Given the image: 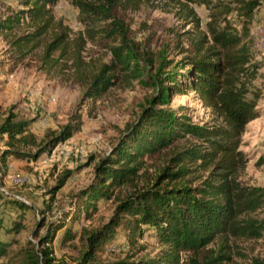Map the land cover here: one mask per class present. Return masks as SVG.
<instances>
[{
	"label": "trees",
	"instance_id": "16d2710c",
	"mask_svg": "<svg viewBox=\"0 0 264 264\" xmlns=\"http://www.w3.org/2000/svg\"><path fill=\"white\" fill-rule=\"evenodd\" d=\"M14 1L20 10L0 21V34L12 36L13 53L24 58L44 34H49L42 63L51 67L61 60L71 61L79 76L84 77L85 39L83 33L73 37L61 21H54L52 8L59 0ZM71 1L79 10L87 38L92 40L93 25L106 18V10L84 0ZM262 1L199 0L208 11L206 32H200L199 19L188 9L187 18L196 34L188 39L187 48H179L182 57L175 62L167 60L165 49L158 53L139 51L129 39L128 30H117L123 25L115 18L105 34L111 42V61L85 77L89 84L84 95L100 96L114 85L116 73L121 72L150 87L153 96L109 153L97 161L89 183L73 196L69 208L47 224L37 244L27 241L10 253L9 244L0 239V260H6L5 264H108L99 255L107 251L119 230L132 249L143 238L144 230L151 229L159 246L154 256L110 264H230L232 240L264 239V217H254L264 209V187L247 186L238 179L247 162L239 151L241 136L246 126L259 117V96L252 92L251 85L260 66L251 51L249 25ZM105 2L110 12L119 5L118 0ZM233 3L238 7L232 8ZM232 13L240 19L238 24L227 19ZM23 22L30 24L33 32L16 36L14 31ZM173 94L195 95L213 111L212 121L194 125L185 114L164 108ZM30 124L10 111L0 120L3 166L9 159L37 162L42 156H50L79 131L81 121L79 116L71 117L70 123L58 132L48 133L40 142L30 132ZM183 140L190 142L173 151L166 164L146 180L147 159L174 149ZM69 177L70 173H65L58 179L50 191L51 201ZM14 202L23 210L28 207ZM100 202L113 205L108 221L94 228L74 229L81 215L86 221L97 213ZM22 216L7 233L22 230ZM62 230L60 245L72 246L76 240L82 245L71 263L57 260L51 248ZM32 235L38 237L37 230ZM247 264H264V258H251Z\"/></svg>",
	"mask_w": 264,
	"mask_h": 264
},
{
	"label": "rangeland",
	"instance_id": "374dc122",
	"mask_svg": "<svg viewBox=\"0 0 264 264\" xmlns=\"http://www.w3.org/2000/svg\"><path fill=\"white\" fill-rule=\"evenodd\" d=\"M84 1L106 10L104 21L93 25L94 31L90 34L92 40L87 38L85 24L71 0H59L52 8L54 21H61L73 37L83 33L86 43L82 52L84 77L79 76L71 61L61 60L51 67L42 63V52L45 42L50 39L49 34H44L24 58L13 53L10 45L12 36L5 38L0 34V120L10 111L17 119L30 121V132L38 142L48 133L61 130L70 123L71 117L79 116L81 121L79 131L54 149L50 156H42L37 162L9 159L4 166L0 163V239L9 244L10 253H15L27 241L37 244L38 238L45 234L47 224L57 220L69 208L73 196L89 183L97 161L109 153L125 127L136 120L141 108L153 96L150 87L124 77L121 72L116 73L114 85L100 96L90 98L84 95L89 84L85 77L99 65L111 61L108 50L111 42L105 34L106 29L113 27L115 18L123 25L117 30H128L129 39L139 51L158 53L165 49L167 60L174 62L182 57L179 48H187L188 39L196 34L194 24L187 18V10L195 12L200 32H206L209 21L208 11L199 4V0H118L119 5L113 12L108 10L105 0ZM230 6L238 7L237 3ZM18 10L20 8L14 0H0V21ZM107 15L114 18L109 19ZM227 19L234 24L240 20L236 13ZM249 29L254 62L260 66L251 85L252 92L259 96V117L246 126L241 136L239 151L247 162L239 172L238 179L247 186L264 187V39L261 37L264 30V1L253 12ZM32 32L30 24L23 22L14 34L18 36ZM178 39L181 41L177 48L175 44ZM164 108L185 114L192 124L199 126L212 121L214 117L211 108L193 94H173ZM189 142L183 140L174 149H166L155 158L147 159L144 178L153 177L173 151L180 150ZM3 148L1 142L0 150ZM90 156L92 160L88 161ZM65 173H70V177L51 201L50 191ZM144 178L142 184H145ZM14 200L28 207L23 210ZM112 212L110 202H100L96 214L86 221H82L81 215L73 227L76 230L82 226L98 227L108 221ZM20 215H23L22 230L7 233ZM254 217H264V209ZM34 230H37L38 237L32 235ZM62 234L63 230L58 232L51 248L57 260L71 263L72 258L81 252L82 245L77 240L72 246L60 245ZM230 243V264H247L251 258H264V239L232 240ZM158 250L153 230L145 229L143 238L132 249L127 247L125 234L119 230L113 243L99 258L108 264L135 262L154 256ZM5 261L1 259L0 264H5Z\"/></svg>",
	"mask_w": 264,
	"mask_h": 264
},
{
	"label": "built area",
	"instance_id": "2783aa9c",
	"mask_svg": "<svg viewBox=\"0 0 264 264\" xmlns=\"http://www.w3.org/2000/svg\"><path fill=\"white\" fill-rule=\"evenodd\" d=\"M261 37H262V39H264V30L261 31Z\"/></svg>",
	"mask_w": 264,
	"mask_h": 264
}]
</instances>
